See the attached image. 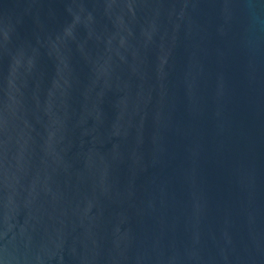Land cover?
Returning a JSON list of instances; mask_svg holds the SVG:
<instances>
[{
    "label": "water",
    "instance_id": "95a60500",
    "mask_svg": "<svg viewBox=\"0 0 264 264\" xmlns=\"http://www.w3.org/2000/svg\"><path fill=\"white\" fill-rule=\"evenodd\" d=\"M0 264H264V0H0Z\"/></svg>",
    "mask_w": 264,
    "mask_h": 264
}]
</instances>
